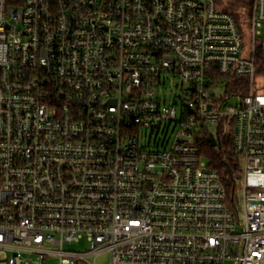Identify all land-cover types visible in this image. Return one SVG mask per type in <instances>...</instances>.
<instances>
[{
    "label": "built area",
    "instance_id": "2783aa9c",
    "mask_svg": "<svg viewBox=\"0 0 264 264\" xmlns=\"http://www.w3.org/2000/svg\"><path fill=\"white\" fill-rule=\"evenodd\" d=\"M251 3L247 38L216 0H0V264H264ZM219 130L233 203L201 153Z\"/></svg>",
    "mask_w": 264,
    "mask_h": 264
},
{
    "label": "trees",
    "instance_id": "16d2710c",
    "mask_svg": "<svg viewBox=\"0 0 264 264\" xmlns=\"http://www.w3.org/2000/svg\"><path fill=\"white\" fill-rule=\"evenodd\" d=\"M249 6H250V11L244 14V16H247V18L251 16L252 3H250ZM231 12L238 20L243 33H245V29L243 28V23L240 20L241 15H239L236 12V10H232ZM258 57L260 59L259 62L262 64L263 56L261 52L258 54ZM217 136H218L217 146H213L210 143L208 135L204 136L201 139L200 142L201 153L207 159L208 166L219 173L222 183L229 192L230 202L233 203L234 201H237L238 198L237 191L240 180L242 179L243 176L242 159L233 151L232 132L229 131L226 134H223V132L219 130Z\"/></svg>",
    "mask_w": 264,
    "mask_h": 264
},
{
    "label": "rangeland",
    "instance_id": "374dc122",
    "mask_svg": "<svg viewBox=\"0 0 264 264\" xmlns=\"http://www.w3.org/2000/svg\"><path fill=\"white\" fill-rule=\"evenodd\" d=\"M218 4H220L221 8H224L225 10H236V12L241 15V22L243 23V28L245 29V33L247 38L248 34L250 35L251 32V18H247V16H244L247 12L250 11V3L251 0H216ZM247 18V19H246ZM264 31V30H263ZM262 37H264V32L262 34ZM174 83V80L171 78V81L168 80V86H172ZM168 96L172 97V94L170 91H168ZM238 99L236 97L232 98L230 100L231 103H236ZM150 133V131H147ZM245 161L242 160V166H245ZM67 248L75 249V250H86L93 247V243L87 239V237H83L80 242H73L66 245ZM110 255L107 253H104L103 255H100L97 259V264H109ZM58 260L52 259L48 262V264H58ZM228 264H235L232 261H229Z\"/></svg>",
    "mask_w": 264,
    "mask_h": 264
},
{
    "label": "water",
    "instance_id": "95a60500",
    "mask_svg": "<svg viewBox=\"0 0 264 264\" xmlns=\"http://www.w3.org/2000/svg\"><path fill=\"white\" fill-rule=\"evenodd\" d=\"M209 141L213 146H217L218 140L217 137L214 134H211L209 137Z\"/></svg>",
    "mask_w": 264,
    "mask_h": 264
}]
</instances>
